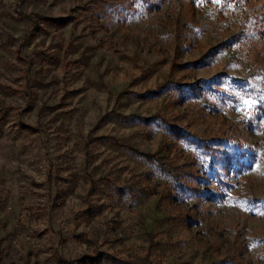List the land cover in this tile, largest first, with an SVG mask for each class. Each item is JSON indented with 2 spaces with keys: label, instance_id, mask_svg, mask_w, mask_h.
Instances as JSON below:
<instances>
[{
  "label": "rangeland",
  "instance_id": "1",
  "mask_svg": "<svg viewBox=\"0 0 264 264\" xmlns=\"http://www.w3.org/2000/svg\"><path fill=\"white\" fill-rule=\"evenodd\" d=\"M0 264H264V0H0Z\"/></svg>",
  "mask_w": 264,
  "mask_h": 264
},
{
  "label": "trees",
  "instance_id": "2",
  "mask_svg": "<svg viewBox=\"0 0 264 264\" xmlns=\"http://www.w3.org/2000/svg\"><path fill=\"white\" fill-rule=\"evenodd\" d=\"M169 130L171 133H173L178 139H183L191 144L197 145V147L205 148L208 150L211 154L217 152L215 149H213L211 146H209L204 140L200 139L199 137H196L194 135H191L189 133H186L183 131L179 126L169 124ZM213 157L216 155H212ZM219 163L221 164V167L219 168V171H217V174L219 178L222 180V175L229 172L230 168L233 167V164H235L236 161H234V156H221L219 158ZM170 173V172H167ZM171 174V173H170ZM174 177V176H173ZM174 179H176L174 177ZM177 183L176 187L177 189H180L181 191H197V189L184 181H178L175 180Z\"/></svg>",
  "mask_w": 264,
  "mask_h": 264
}]
</instances>
